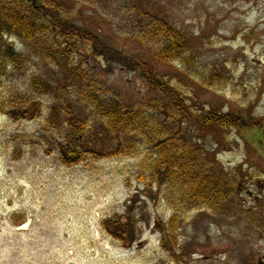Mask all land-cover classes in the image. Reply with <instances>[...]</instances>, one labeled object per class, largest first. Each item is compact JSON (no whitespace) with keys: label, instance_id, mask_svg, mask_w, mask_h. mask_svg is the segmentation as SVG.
Here are the masks:
<instances>
[{"label":"rangeland","instance_id":"rangeland-1","mask_svg":"<svg viewBox=\"0 0 264 264\" xmlns=\"http://www.w3.org/2000/svg\"><path fill=\"white\" fill-rule=\"evenodd\" d=\"M54 1L76 25L144 60L148 54L130 40L129 29L112 9L142 8L164 20L189 37L198 73L189 75V83L181 76L183 66L149 60L154 70L172 79L194 111L211 109L263 122L257 130L211 134L191 124L188 137L211 174L235 194L216 206L188 207L173 192L164 194L142 181L148 164H141L151 161L147 149L64 166L58 144L89 138L78 137L81 129L100 133L104 121L77 106L69 89L59 97L33 91L34 77L51 87L67 86L68 80L38 46L0 38V47L9 44L24 57L22 72L0 81V106L19 96L41 105L33 120L18 113L10 118L0 109V264H264V0H114L112 9L89 0ZM82 67L92 71L106 97L147 106L151 93L136 73L105 68L99 60ZM210 73L208 87L199 74ZM53 107L60 111L61 125L49 121ZM67 111L76 117L71 128ZM106 141L115 146L112 139ZM116 219L128 229L121 242L102 227ZM18 220L25 222L19 226Z\"/></svg>","mask_w":264,"mask_h":264},{"label":"trees","instance_id":"trees-1","mask_svg":"<svg viewBox=\"0 0 264 264\" xmlns=\"http://www.w3.org/2000/svg\"><path fill=\"white\" fill-rule=\"evenodd\" d=\"M89 1L112 9L114 0ZM112 13L120 15L121 23L129 29L130 40L148 54L147 60L125 55L111 47L97 32L76 25L54 0H0V38H14L25 48L38 46L40 54L52 59L68 80L67 86L51 87L43 79L34 77L30 82L31 89L54 97L69 89L77 106L104 121L100 133L90 134L81 129L79 134L83 136L78 137L82 139L87 135L89 138L78 140L77 144L71 139L59 143L60 161L66 167L76 166L88 159L131 157L141 148L147 149L151 161L144 160L141 164L144 168L148 164V173L141 175L146 186L157 185L164 194L173 192L188 207H211L234 198L235 188L226 191V185L211 174L199 153V146L188 137V129L191 124H196L201 132L209 131L210 134L223 129L241 132L257 130L263 120L211 109L194 111L172 79L161 76L150 64L183 66L181 76L191 83L193 80L189 75L198 72L190 55L189 37L142 8L123 11L113 7ZM89 60H99L105 68L119 66L139 75L151 93L147 106L106 97L92 71L82 67ZM23 61L22 53L13 46H1L0 81L9 78L13 72L21 73ZM199 75L211 87V73ZM20 97L11 99L9 105L1 104L3 114L11 118L13 113H18L22 119H36L41 105L29 98L24 100L25 97L19 101ZM65 101H69V97ZM16 103L20 105H14ZM60 117L59 109L53 107L49 121L61 125ZM66 119L71 128L70 123L76 119L72 111H67ZM71 130L70 135L75 136L76 131ZM106 138L112 139L115 146H107ZM221 139L223 137L219 136ZM176 221L173 216L170 223L173 225ZM24 222L17 221L19 226ZM102 227L118 242L128 233L127 225L119 219L107 220Z\"/></svg>","mask_w":264,"mask_h":264},{"label":"bare ground","instance_id":"bare-ground-1","mask_svg":"<svg viewBox=\"0 0 264 264\" xmlns=\"http://www.w3.org/2000/svg\"><path fill=\"white\" fill-rule=\"evenodd\" d=\"M24 227H25V225H24ZM21 229H24V228H21Z\"/></svg>","mask_w":264,"mask_h":264}]
</instances>
